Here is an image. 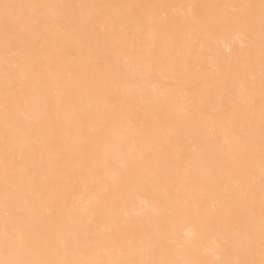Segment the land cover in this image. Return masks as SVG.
Wrapping results in <instances>:
<instances>
[{
    "label": "bare ground",
    "instance_id": "bare-ground-1",
    "mask_svg": "<svg viewBox=\"0 0 264 264\" xmlns=\"http://www.w3.org/2000/svg\"><path fill=\"white\" fill-rule=\"evenodd\" d=\"M10 2L166 6L141 7L131 16L113 7L59 10L46 35L18 25L20 36L10 37L18 59L55 62L60 72L28 74L14 89L19 104L47 114L40 132L28 137L34 147L21 148L16 175L42 193V205L54 202L53 227L105 237L126 232L119 241L124 255L105 259H127L126 240L134 236L142 249L136 259L223 264L230 258L223 239L233 246L232 234L244 226L253 177L259 200V153L251 158L248 147L259 122L258 69L250 87L244 62L233 55L248 40L235 41V33L206 37L184 6L259 0ZM210 11L199 9V17ZM3 57L0 30V98ZM69 81L71 94L59 87ZM141 150L148 153L143 161L136 159ZM134 164L151 168L156 179L121 197L119 186ZM84 204L87 215L80 212Z\"/></svg>",
    "mask_w": 264,
    "mask_h": 264
},
{
    "label": "snow or ice",
    "instance_id": "snow-or-ice-1",
    "mask_svg": "<svg viewBox=\"0 0 264 264\" xmlns=\"http://www.w3.org/2000/svg\"><path fill=\"white\" fill-rule=\"evenodd\" d=\"M94 7L120 8L131 16L141 7L166 6L39 4L0 0V30L4 35L3 95L0 98V110L3 113L0 127V264H200L198 261L171 258L136 259V252L142 249L134 236L126 240L127 259H105L103 257H110L117 252L124 255L119 241L127 235L126 232L118 230L105 237L86 228L70 232L53 227L58 215L54 202L42 205V193L35 187L26 186L23 179L16 175L15 162L22 154L21 148L34 147L27 143L28 137L40 132L47 114L29 102L19 104L14 89L28 74L39 72L57 77L60 69L55 62L46 66L25 64L18 59L20 49L10 37L20 36L21 33L16 31L18 25L46 35L47 25L60 18L59 10ZM184 7L189 9L199 31L206 37L235 33V41H241V38L248 40V45L245 47L241 42L233 55L237 61L244 62L251 81L250 87L255 86L258 69L259 122L258 126H252L248 147L251 158L255 157L257 149L259 153V200L253 177L245 192L244 226L232 234L233 246L229 245L227 237L223 239L224 251L230 257L223 264H264V0H259V3L190 4ZM201 8L211 9L202 19L199 17ZM220 42L223 43L222 40ZM228 51L232 53L233 50L228 48ZM59 87L69 89L71 94L74 85L71 81L61 82ZM147 156L148 153L141 150L136 159L143 161ZM155 179L156 174L151 168L134 164L126 181L119 186V194L123 197L134 186ZM108 191L106 189L105 193ZM80 212L87 215L88 206L82 205ZM172 243L177 249L182 247L179 240Z\"/></svg>",
    "mask_w": 264,
    "mask_h": 264
}]
</instances>
